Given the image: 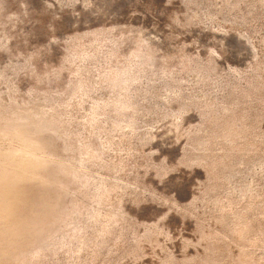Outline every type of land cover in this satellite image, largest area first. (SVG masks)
I'll use <instances>...</instances> for the list:
<instances>
[{"label":"rangeland","instance_id":"rangeland-1","mask_svg":"<svg viewBox=\"0 0 264 264\" xmlns=\"http://www.w3.org/2000/svg\"><path fill=\"white\" fill-rule=\"evenodd\" d=\"M0 264H264V0H0Z\"/></svg>","mask_w":264,"mask_h":264}]
</instances>
